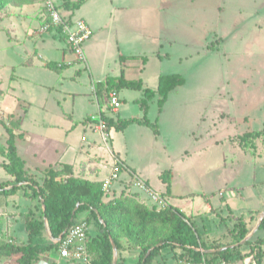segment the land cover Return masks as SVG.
Instances as JSON below:
<instances>
[{
	"label": "rangeland",
	"instance_id": "rangeland-1",
	"mask_svg": "<svg viewBox=\"0 0 264 264\" xmlns=\"http://www.w3.org/2000/svg\"><path fill=\"white\" fill-rule=\"evenodd\" d=\"M54 1L61 4L63 0ZM63 11L65 14L70 12ZM72 17L84 18L93 31L83 43L86 62H76L64 69L54 70L44 66L47 61L42 64L44 60L36 58L37 52L44 59L56 56L45 48L49 40L58 41L48 33L38 34L44 19L40 1L23 6L8 5L0 11V81L1 87L9 90L7 98L0 101V144H5L8 137L3 123L11 118L14 121L20 118L21 121V115L16 116L19 114L17 112L25 111L30 105V113L23 125L24 130L32 133L28 134V140L34 147L49 152L57 149L60 153L68 148L63 159L70 161L75 157L77 163L84 157L85 150L89 149L87 142L91 138L101 142L92 125L83 120L87 112L95 113L98 110L99 103H96L93 90L95 81L107 75H119L123 68L125 77H142L145 86L155 88L158 75L181 73L186 83L171 94L163 114L159 115L156 100L149 103L146 116L151 121L160 116L161 137L155 138L147 125L131 123L121 130L113 125L107 129L109 146L118 150L120 156L140 171L144 178L147 176L151 187L158 192L162 185L159 174L172 167L178 173L176 190H182L179 180L184 174L192 178L205 172L206 176L210 173L207 177L208 182L213 184V190L218 192L220 188L225 189V198L235 195L233 201L242 210L248 205L257 204V198L253 201L247 198V194L264 192V137L256 139L251 147L253 149L247 151V146L232 142L228 136L263 127L264 0H83L82 5L73 11ZM218 38L220 41H217ZM58 43L63 44L62 41ZM210 43L213 48L208 50ZM165 53L168 55L163 56ZM29 55L28 62L32 57L36 59L34 65L23 63ZM120 55L132 57L121 62ZM119 96L123 100L117 111L107 108L105 94L97 97L101 102L100 108L115 121L118 118L143 116L142 110L133 101L141 96L140 90L125 88L119 92ZM44 105L46 109L54 111L62 107L71 117L61 119L57 128H44L34 120L38 108ZM210 109L227 113L224 121L218 122L217 126V133L219 131L223 139L217 145L204 143L201 147L194 146L188 134L194 130L198 135L209 128L208 121L202 123L199 117L200 112ZM49 113L45 115L51 117ZM206 114L210 117L211 111ZM157 123L160 125L159 120ZM172 124L180 132L177 141L170 135ZM14 129L17 132L19 127L15 126ZM82 135L87 136L88 140L82 141ZM180 139V144L174 143ZM101 143L102 153H99L103 155L98 158L112 162L108 146ZM185 150L188 153L185 154ZM244 153L252 163L250 167H240L233 172V180L227 179L224 183L219 179L214 182L213 178L210 180L216 173L207 168L216 169L214 167L222 164L223 158L228 167L244 162ZM3 160L5 157L3 159L0 154V162ZM50 166L58 168L61 163ZM48 167L36 171L28 167V170H33L35 174L31 175L41 183ZM25 170L28 172L27 168ZM80 173L75 174L101 181L95 178L98 173L91 172L92 178ZM6 177L10 179L0 167V183L6 181ZM62 177L65 176L57 179ZM204 179L207 181V178ZM123 182L120 183L122 192L130 193ZM198 184L202 185V182ZM120 185H114L117 191ZM230 186L235 189L233 193L228 189ZM237 191L240 196L236 194ZM217 192L214 194L216 199L219 198ZM139 194L147 200L144 193ZM16 195L9 210L6 207L0 210V216L11 215L7 225L15 229V236L20 241L23 240L20 232L25 231V221L38 213L39 204L30 191H20ZM115 195L116 191L114 195L107 192L104 199H111ZM242 196L247 203L242 201ZM6 197L0 198L5 206L8 203ZM180 202L177 201L178 204ZM1 226L3 222H0L2 230ZM224 228L223 224L219 230ZM87 232L93 234L91 228ZM262 234L261 230L256 233ZM0 237L10 241L3 231Z\"/></svg>",
	"mask_w": 264,
	"mask_h": 264
},
{
	"label": "trees",
	"instance_id": "trees-1",
	"mask_svg": "<svg viewBox=\"0 0 264 264\" xmlns=\"http://www.w3.org/2000/svg\"><path fill=\"white\" fill-rule=\"evenodd\" d=\"M40 0H0V11L8 5H30ZM83 0H63L58 4L61 10H69L68 17L75 9L82 5ZM43 9V8H42ZM48 20L44 14L42 23ZM41 23V24H42ZM64 39L63 35H60ZM220 41V38L217 39ZM213 48L212 43L207 49ZM132 56L120 55L124 62ZM51 69H63L64 63L47 62ZM185 82L181 73L161 74L155 88L144 87L141 78H126L121 68L119 75H107L103 80L97 81L95 86L96 97L109 90L122 89L141 90V96L134 102L142 110L143 116L118 118L116 121L103 113L107 128L115 125L116 129H124L131 123L149 126L155 135L159 132L157 119L149 120L146 116L150 101L156 100L158 112L162 111L168 94ZM2 94L0 81V95ZM16 124V125H15ZM20 118L16 121L11 118L3 123L7 133L5 147H0V154L5 160L0 167L10 176L9 180L0 183V198L17 191H30L33 198L38 201V213L25 221V230L28 235L27 242L13 243L0 238V254H18L17 264H36L43 251L58 248L59 241L66 230L76 222L79 213L87 212L84 220L95 228L94 234L87 232V251L90 264H113L114 252L112 242L116 247L119 261L122 250L139 249L138 260L134 264H152L162 249L168 248L173 258L178 262L183 260L193 264H234L248 256H252L255 264H264V217L257 229L263 231L262 235L256 232L243 243L240 241L249 233L250 227L241 217H234L232 226L228 229L229 240H204L194 224L189 221L181 210L170 205L157 208L148 205L140 199L136 192L123 193L105 200L107 194L102 190V182L77 176L70 163H61V167L50 166L46 169L42 182H38L26 172L24 160L19 156L16 146L14 127H19ZM264 137V122L260 130L246 131L233 136L241 146L252 147L254 141ZM65 176L57 179L59 176ZM162 182L169 188L171 170L165 169L159 174ZM125 188L126 185H125ZM165 196V195H163ZM3 200V199H2ZM101 218V220L99 219ZM47 222L52 239L56 241L40 243L35 241L45 232ZM59 239V240H58Z\"/></svg>",
	"mask_w": 264,
	"mask_h": 264
},
{
	"label": "crops",
	"instance_id": "crops-1",
	"mask_svg": "<svg viewBox=\"0 0 264 264\" xmlns=\"http://www.w3.org/2000/svg\"><path fill=\"white\" fill-rule=\"evenodd\" d=\"M84 19V18H83ZM85 20V19H84ZM86 21V20H85ZM87 22V21H86ZM88 23V22H87ZM89 25V23H88ZM90 27V26H89ZM48 34H50L51 36H53L54 38H56L58 41H51L49 40L48 42V46L47 48H45L47 51H51L52 53H54L56 56L53 57H49L46 59H44V56L40 53L37 52L36 54V58L39 59H43L44 62L42 64H44L46 61L47 62H54L57 64L60 63H64L67 66H69L70 64L76 63L74 60V56L73 54L69 51L67 44L65 42V40L63 38H61L57 33L49 31L46 32ZM43 33V34H46ZM93 34V31H92ZM63 42V44L58 43V42ZM45 47V46H44ZM43 52H45V50L41 49ZM53 54V55H54ZM168 53H165L163 56H167ZM31 56L29 55L26 59L23 60V63L26 64H30V65H34L36 62V59L34 60L32 57V60L28 62V58H30ZM161 57V55L159 56ZM182 59V58H181ZM27 61V62H25ZM62 61V62H61ZM46 62V63H47ZM144 61H142L143 63ZM45 63V64H46ZM46 67H48L47 65H44ZM66 66V67H67ZM65 67V68H66ZM49 68V67H48ZM64 69V68H63ZM54 70H58V69H54ZM60 70V69H59ZM124 74L125 71L123 70ZM161 75V74H160ZM159 75L157 76V80H158ZM15 78V77H13ZM105 78V76H104ZM104 78L100 79L103 80ZM127 78V77H126ZM141 78L142 77H138ZM97 80V81H100ZM95 81V82H97ZM143 81V79H142ZM94 83V81H92ZM186 83V79L184 84H182L181 86L176 87L174 90H172L167 97L166 102L164 103V106L162 108V111L159 113V115L163 114L164 110H165V106L167 104V102L169 101V98L171 96V94H173L174 92H176L179 88H181L182 86H184ZM143 85L144 81H143ZM12 90V87L9 86ZM2 88V87H1ZM59 89V88H58ZM14 90V88H13ZM12 90V91H13ZM9 90H4L2 88V94L0 96V101H4V99L7 98V96L9 95L7 92ZM121 91V90H120ZM119 91V92H120ZM141 91V90H140ZM135 99V98H134ZM133 99V101H134ZM96 103L100 104L101 102H99V100L97 99V97H95ZM92 100V101H95ZM121 104H122V100L121 99ZM105 103V102H104ZM107 103V102H106ZM98 104V110L97 111H101L102 113L108 115L107 113H105L101 108L100 105ZM61 109H58V111H54V110H48L46 109L45 105L38 108V113L35 116L36 119H34L35 121H37L38 125H41L44 128H48V129H53V128H57L58 125H60L61 123H59V121L61 119H66L71 117V114H69V112H65L63 110L62 107H58ZM107 108H109V105L107 103ZM207 109V108H205ZM96 111V112H97ZM117 111V110H115ZM209 111H211V116L208 117L206 113H208ZM50 112L51 117H47V115H45L46 113ZM95 112V113H96ZM16 116H20L21 115V121H20V126L18 131L15 133L17 134L16 138V146H17V151L19 156L24 160L25 163V168L28 167L30 168H34V170H38V169H44L45 167H48V165H52V164H56V163H70L73 166V171L74 173H78V171H80V174H86L88 176V178H92L93 175H91V172H95L98 173L97 176H95V178L99 179V180H103L105 179L112 168V162H107L105 160H100L99 157H101L103 154L100 155V153H102V141L100 142V140L96 139V138H91L90 141L87 142L89 149L85 150V152L83 153L84 157L80 158L78 160L77 163H75V157H73L72 160L70 161H66L63 159L66 150L68 148H66L65 150H63V152L58 153L59 151L57 149H53L52 151H46L43 148H36L33 146V144L31 143V141H29L28 134H32L31 132H27L26 129L24 130V121L25 119L28 117L29 113H30V105L28 106V108L26 107V110L21 112L18 111ZM49 113V114H50ZM94 112H87L86 115L84 116V122H88V117L93 114ZM202 113L201 116L199 117V121L202 123H206L208 121L209 124V128H206L204 133H199L198 135H196L197 133H195L194 130H190L188 136L189 138H191L194 142V146L198 145V147H201L204 143L205 144H211V145H217L221 142V140L223 139L222 135H219V131L217 133L218 130V122H220L221 120L224 121L223 117L227 114L225 111L223 110H215V109H210V110H206L204 112H200ZM13 114V112H12ZM215 114V116H214ZM110 116V115H108ZM111 117V116H110ZM222 118V119H220ZM157 120H159L160 125L159 126V132L157 135H155V138H159L161 137V121H160V116L157 118ZM245 120H247V118L245 117ZM89 123V122H88ZM211 124V127H210ZM172 132L170 135H173L172 137L174 138V140L177 141V137H179V129H176L174 124H172L171 126ZM109 133V130H108ZM205 135V136H204ZM83 136V135H82ZM82 136H81V140H82ZM229 139L232 142H236L235 140H233V136H228ZM87 138V136H86ZM88 140V138L86 139ZM85 140V141H86ZM83 141V140H82ZM174 142L175 144H180L181 139L179 140V142ZM104 144V143H103ZM5 144H0V147H5ZM105 145V144H104ZM254 145H255V141H254ZM106 146H108V151L110 153V156L112 157L113 155H115L116 157H118L120 160H122V162L124 163V165L130 169L131 171L135 172L137 175H139L140 177H142L147 183L148 185L151 187L147 176L144 178L141 175V172L136 170L135 167L130 166L125 159L120 156L119 151H115L113 150L109 144H107ZM253 147V146H252ZM248 147L246 150H252L253 148ZM100 152V153H99ZM185 154L188 153L187 150L184 151ZM254 154H256V150L253 151ZM56 153V154H55ZM245 156L247 155L246 153H244ZM255 156V155H254ZM4 159V156H3ZM113 159V157H112ZM247 158V156L245 157L246 161H242L239 162L235 165L231 164L233 161L230 162V167H228V164L224 161L226 160L225 158H223L222 164L214 167L216 169L213 168H207V169H211V170H215L214 172L216 173L215 175H213L212 177H210V180L213 178V182L215 180H220L221 183H224L225 180H233V172H236L237 170H239L240 167H250V165L252 164L250 162V160ZM255 161V160H254ZM2 162V161H1ZM233 165V166H232ZM81 169V170H80ZM171 170V178H170V182H169V188L166 187V183L162 182L161 180V191H159L160 193H162L163 195H165L164 197L167 199L168 203L176 208H178L179 210L182 211V213L184 214V216L191 221L194 226L197 228L198 232L200 233V236L204 239V240H222V241H228L229 240V235H228V229L232 226L233 221H234V217L237 216H241L245 221L248 227H250V230H252L262 212L264 211V192L262 194H260L258 191H254L253 193L250 192L249 194H247V198L249 197V199L251 200H255V198H257L258 203L257 204H252V205H248L246 206V208L244 210L241 209L240 206L236 205V202L233 201L236 199L235 195H230L228 198L224 197V194L226 192L225 189L220 188V190L217 192L216 190H213V184H210L209 181V177H207L210 173H207L208 175L206 176V174H204L205 172L202 173H198L196 175H194L192 178L191 176L188 177L187 174H184L183 177L181 176V179L179 180L181 183V187L182 190H176L175 187L178 183V181L176 180V175H178V173H176V170L174 168H168ZM210 170V171H211ZM228 170V172H227ZM104 172V174H102V176L100 175L101 172ZM106 171V172H105ZM28 172L31 174H35L33 170H28ZM221 177H220V176ZM230 177H228V176ZM227 176V178H226ZM121 177V181L118 182L117 184L120 185V183L122 181H124L123 183H125V181L128 179V172L127 171H122L120 174ZM207 178V181L204 179ZM5 180H9L8 177H6ZM227 180V181H228ZM199 181L202 182L201 184H198ZM205 183V184H204ZM116 183H113L109 192L113 193V195L115 194L116 191V195H118V193L120 194V192L122 191V185H120V188H118L119 191H117V188L114 187ZM122 184V183H121ZM211 186H208V185ZM191 188H190V187ZM231 187V186H230ZM153 188V187H152ZM230 190V192H234L235 189L233 187L228 188ZM136 191V190H135ZM20 191H17L15 193L9 194L8 197H6L7 199V205L5 206L3 204L2 199H0V210H2L3 208L6 207V209L9 210V208L12 206V204L14 203L13 200H16L17 195ZM218 194L219 198H214V194ZM136 193H138V196L140 199L144 200L148 205H152L151 202L143 197H140L139 192L136 191ZM237 195L240 196V192L237 191L236 192ZM243 199L242 201L247 203V199L242 196ZM177 201H181L179 204L177 203ZM260 202V204H259ZM240 208V209H238ZM87 215V212H81L78 214L76 221L77 220H82L85 218V216ZM8 216H0V222H3V226L2 230L0 229V236L2 235V231L4 234H6V236L10 239L11 242L13 243H21V242H27L28 241V235L26 233V230L23 232H20V236L21 239L18 241L17 237L15 236V229L13 227H11V225H7V223L10 221V219H8ZM227 220V222H226ZM24 225V221L22 223ZM21 224V227H22ZM225 225V228L220 231L219 227H221L222 225ZM25 228V227H24ZM92 229V233H95V228H92L91 226L89 227ZM22 230V229H21ZM20 230V231H21ZM257 233V230L255 231ZM254 232V233H255ZM1 238V237H0ZM49 236L47 235V233H42L37 240L40 243H44V242H50ZM52 241H54V239H51ZM116 261L118 258V253L116 251ZM138 256H139V249H128V250H122L120 253V258L119 261H121V264H134L137 260H138ZM19 255L18 254H12V253H3L0 254V264H17V259H18ZM36 264H85L82 261L79 260H74L68 257H64L61 256L59 253V249L58 248H52L46 251H43L40 254L39 259L37 260ZM152 264H177V261L173 258L172 256V252L170 249L168 248H164L162 249V251L160 252V254H158L153 263ZM185 264H193L191 262H186ZM234 264H255L252 256H248L246 258H244L241 261H237Z\"/></svg>",
	"mask_w": 264,
	"mask_h": 264
},
{
	"label": "built area",
	"instance_id": "built-area-1",
	"mask_svg": "<svg viewBox=\"0 0 264 264\" xmlns=\"http://www.w3.org/2000/svg\"><path fill=\"white\" fill-rule=\"evenodd\" d=\"M40 3L48 20L39 26L38 34L52 31L59 36L63 35L69 51L74 56L75 62H86L83 43L92 35V29L89 27L88 23L83 18L68 17V14H65L63 10L58 8V4H56L54 0H40ZM93 90L95 93V88H93ZM107 98L111 111L117 110L121 105L118 91L114 89L109 90ZM88 122L92 125L93 131L100 137L101 141L107 145L109 134L103 113L97 111L91 114L88 117ZM86 139V136H82V140ZM112 157V169L109 175L101 181L102 190L104 192H109L113 183L121 181L120 174L125 170L128 172V179L125 181V185L129 192L137 191L139 193H144L151 204L157 208L168 205V201L162 193L150 187L143 178L128 169L118 157L115 155ZM87 231L88 224L84 220H77L71 225L66 230L64 237L59 241L58 249L60 255L82 261L85 264H90L87 251ZM54 241H56V239H54ZM177 264H185V262L180 260ZM221 264H224V262Z\"/></svg>",
	"mask_w": 264,
	"mask_h": 264
},
{
	"label": "water",
	"instance_id": "water-1",
	"mask_svg": "<svg viewBox=\"0 0 264 264\" xmlns=\"http://www.w3.org/2000/svg\"><path fill=\"white\" fill-rule=\"evenodd\" d=\"M264 217V211L262 212L256 226L240 241V243H243L245 240L249 239L253 234L254 232L258 229L259 227V224L261 222V220L263 219ZM99 219L101 220V218L99 217ZM45 230H46V233L47 235L49 236V238L52 239L51 237V234H50V231H49V228H48V225H47V222L45 221ZM112 247H113V252H114V258H113V264H116V247L114 245V243L112 242Z\"/></svg>",
	"mask_w": 264,
	"mask_h": 264
}]
</instances>
